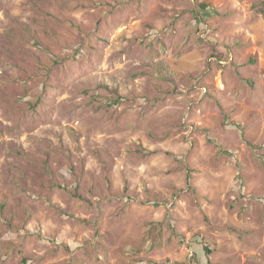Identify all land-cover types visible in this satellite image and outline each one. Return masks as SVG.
Instances as JSON below:
<instances>
[{"label": "rangeland", "instance_id": "1", "mask_svg": "<svg viewBox=\"0 0 264 264\" xmlns=\"http://www.w3.org/2000/svg\"><path fill=\"white\" fill-rule=\"evenodd\" d=\"M0 264H264V0H0Z\"/></svg>", "mask_w": 264, "mask_h": 264}, {"label": "trees", "instance_id": "2", "mask_svg": "<svg viewBox=\"0 0 264 264\" xmlns=\"http://www.w3.org/2000/svg\"><path fill=\"white\" fill-rule=\"evenodd\" d=\"M209 7V5L208 4H206V3H202V4H200V8H201V10H203V11H207V8ZM203 20H204V18H199V19H197V21L200 23V22H203ZM205 251H206V254H208L209 255V253L211 252V250L210 249H205Z\"/></svg>", "mask_w": 264, "mask_h": 264}]
</instances>
